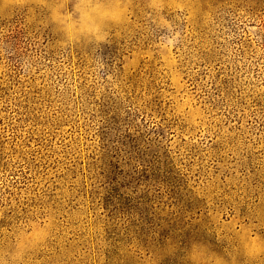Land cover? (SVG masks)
Listing matches in <instances>:
<instances>
[{
    "label": "rangeland",
    "instance_id": "rangeland-1",
    "mask_svg": "<svg viewBox=\"0 0 264 264\" xmlns=\"http://www.w3.org/2000/svg\"><path fill=\"white\" fill-rule=\"evenodd\" d=\"M90 2L0 0V264H264V0Z\"/></svg>",
    "mask_w": 264,
    "mask_h": 264
},
{
    "label": "clouds",
    "instance_id": "clouds-1",
    "mask_svg": "<svg viewBox=\"0 0 264 264\" xmlns=\"http://www.w3.org/2000/svg\"><path fill=\"white\" fill-rule=\"evenodd\" d=\"M42 6L49 9V21L63 33V43H72L81 37L102 42V25L106 22L121 23L126 9L118 2L92 3L90 0H41ZM241 246L249 257L264 253V241L252 239L242 241ZM213 259L214 264H227L218 254L207 253L199 243L194 242L187 252L185 264H206Z\"/></svg>",
    "mask_w": 264,
    "mask_h": 264
}]
</instances>
